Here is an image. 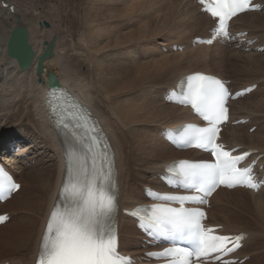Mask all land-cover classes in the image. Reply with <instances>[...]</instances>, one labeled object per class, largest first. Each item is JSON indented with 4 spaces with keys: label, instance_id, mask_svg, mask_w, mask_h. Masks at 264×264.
<instances>
[{
    "label": "bare ground",
    "instance_id": "obj_1",
    "mask_svg": "<svg viewBox=\"0 0 264 264\" xmlns=\"http://www.w3.org/2000/svg\"><path fill=\"white\" fill-rule=\"evenodd\" d=\"M49 1L51 0H36L35 4H28L26 0H0V151L4 146L11 150L15 146L20 147V141L30 140L31 145L14 156L27 154L29 157L31 155L28 153L34 150L32 157H40L33 167L19 162L11 155L2 158L21 188L10 200L0 204V214H17L12 223V217L8 214V223L0 226V264L33 263L45 220L55 202H59L65 177L66 153L73 149L83 150L77 140L66 145L61 133L63 136H70L73 132L66 134L51 120L46 101L49 72L55 75L62 89H66L68 94L95 116L111 152L115 153L119 250L136 261L140 260L145 252L159 248L146 246L139 240L134 222L123 216L121 210L133 209L147 202L144 196L145 188L163 189L158 177L163 173L165 165L179 160H207L205 155L196 151L175 150L162 140L160 134L164 130H175L182 123L192 120L187 109L165 101L167 92L175 88L180 78L198 72L230 80L231 83H240L230 84L234 91L254 85L258 78L264 77V61L263 65L254 59L248 60V64L244 62L246 67H255L253 75V72H249L251 77L261 76L249 79V83V80L243 83V79H239L243 75L242 68H233L232 73L219 75L198 67L213 63L224 65L223 60L229 56L233 61L240 62L238 56L232 55V51L230 55L226 54L227 48L236 46L244 49L256 36L260 38V42H255L251 47H263L264 36L248 32L246 37L235 38L232 44L215 41L211 46H187L181 42L187 39L190 41L194 37L203 39L209 36L207 32L214 26L210 18L200 12L199 7L191 0H145L147 3H144L150 4V8L164 11V15L168 17L167 24L177 28L173 36L177 43L168 42V48L174 44L183 45L182 52L170 51V54L155 58L159 50L154 47L148 50V45H158L155 39L157 36L154 37L157 31H147V25H143L140 30H107L108 26L101 24L102 20L109 22L118 14L125 13L128 18L122 20L120 25L128 26L136 13L134 10L137 7L139 10L143 8L136 3L144 0H87L97 6L92 7V12H87V19L83 17L86 27L94 30H82L78 35L63 28V0H55L54 5H50ZM128 1L132 4L128 5ZM262 4L264 6V3ZM150 12L149 14H152L153 10ZM261 14L262 12L246 13L237 17L232 21L230 31L233 34H243L248 29H264V16ZM143 15L145 14L141 16ZM250 18L253 19L246 22L248 24L244 23L245 19ZM142 21L144 20L140 21L141 24ZM43 22L48 24V28ZM244 25H247L248 29L244 28ZM19 26L26 29L28 43L33 52L31 64L25 71H21L17 62L6 54L8 37L13 28ZM194 32L202 34L190 37ZM163 35L164 33L161 36ZM50 42H53V55L43 61L42 73L37 77V59ZM160 45L165 46L162 43ZM191 50L199 52L189 53ZM105 52L120 55L113 60L110 55L104 54ZM140 53L148 55L149 60H136L135 57ZM102 54L104 57L100 56ZM214 56L218 57V60ZM251 56L262 55L254 53ZM246 57L248 59V56ZM246 67L244 68L248 70ZM262 91H254L230 104L231 123L242 119L251 124L232 126L230 123L221 132L222 141L228 148L240 147V152H256L253 159L259 158L256 165L259 178H264V99L254 104L255 108L251 110L254 116L244 112L242 106L257 94L263 96ZM250 106L253 105L250 103ZM252 126L257 128L252 134H248L246 130ZM242 138L247 140V146L243 144ZM34 143L46 145L36 146ZM36 147L48 149L50 158L43 160L41 149L42 154L36 155ZM209 202V225L222 227L221 234H246V239L235 258L239 261L244 259L242 264H264V188L256 193L239 188L231 191L218 189Z\"/></svg>",
    "mask_w": 264,
    "mask_h": 264
},
{
    "label": "snow or ice",
    "instance_id": "obj_2",
    "mask_svg": "<svg viewBox=\"0 0 264 264\" xmlns=\"http://www.w3.org/2000/svg\"><path fill=\"white\" fill-rule=\"evenodd\" d=\"M199 3L205 12L217 20L213 37L200 41L209 45L215 39H231L228 22L241 13L260 7L252 0H199ZM251 90L237 92L235 97ZM57 93L67 95V90L51 89L49 92V110L55 126L71 130L83 150L73 149L66 153L65 177L59 202L50 213L42 235L37 264H133L130 257L118 252L115 153L109 152L110 145L97 152L100 138L95 135L97 129L94 124L88 125L81 120L83 107L74 98L71 105H61L58 98L53 99ZM170 96L176 97L174 102L190 105L208 126L189 123L169 130L167 138L181 148L206 150L214 159L200 162L180 160L167 166L168 182L196 195L157 194L155 198L164 203L138 205L126 214L136 218L154 238H163L173 244L187 241L192 246L191 249L173 246L160 253H148L149 256L167 259L169 264H191L192 257L220 264H238L224 257L242 246L246 234H213L215 229L203 223L206 218L204 211L184 206L188 203H207L206 198L220 186L229 189L239 186L250 190L264 188V181L254 177L252 167H238L251 153L233 156L216 142L219 125L228 119L227 101L235 97L231 96L221 80L202 73L182 78ZM77 129L82 130L83 135ZM19 188L20 185L0 169V200ZM172 203L180 206L172 207ZM7 220V215H0V223Z\"/></svg>",
    "mask_w": 264,
    "mask_h": 264
},
{
    "label": "rangeland",
    "instance_id": "obj_3",
    "mask_svg": "<svg viewBox=\"0 0 264 264\" xmlns=\"http://www.w3.org/2000/svg\"><path fill=\"white\" fill-rule=\"evenodd\" d=\"M26 1H28V4H35V2H36V0L35 1H33V0H26ZM33 1V2H32ZM86 1L87 0H63V1H57V2H59V3H61V7H63V10H64V12H63V14L62 15H64L63 17H62V21H63V28H64V30H69L70 32L72 31L73 33H74V35H78L79 33H81V31L82 30H94L93 28H87L86 27V24L84 23V21H86L85 19H87V12L89 13V12H92L93 11V8H96L97 6H95L96 4L94 3L93 4V2H89V1H87V4H86ZM136 1V0H135ZM64 2V3H63ZM130 2H133V0L132 1H130ZM145 0L143 1V2H137L136 4H138L139 6H143V8L142 9H140V10H143V12L141 13L140 12V10H139V8L137 7L135 10H134V12L136 11V13L134 14V17L132 18V21L129 23V25L127 26H123V25H120V23H121V21L123 20H126L128 17L126 16V14L125 13H123L122 15H120V14H118V16L117 17H115L114 18V20H111V21H109V22H106V21H103L102 20V22H101V24H105L106 26H108V29L107 30H124V31H127V30H140V29H142V26L143 25H147V27H146V30L147 31H150V30H154V31H157L156 33H154V37L155 36H157V37H155V39H157V42L156 43H158V45H155V43H151V45H148V50H149V48L150 47H154V48H156V49H158L159 50V53L158 54H155V55H157V56H154L155 58L156 57H158L159 55H166V54H170V51H171V48L173 47V46H176V47H179L181 50H177V51H171L172 53H176V52H182L183 51V48H182V46L183 45H178V44H174V45H172L171 46V48L169 47L168 48V45H166V44H168V42L169 43H177L176 42V38H174L173 36H174V33L176 32L175 30H177V28H175V27H173L172 25H168L167 24V19H168V17L167 16H165L164 14H165V12L164 11H162V10H160V9H156V8H150L151 7V5L150 4H145V3H147L148 2V0H147V2H145ZM263 2H264V0H263ZM23 3V2H22ZM49 3H50V5H54V3H55V0H51V1H49ZM129 3V1L127 2V4ZM144 3V4H143ZM46 4H48V2H46ZM89 4V5H88ZM93 6H92V5ZM130 4H132V3H129L128 5H130ZM98 5V4H97ZM107 5V4H106ZM148 5V6H147ZM89 6V7H88ZM107 6H109V5H107ZM118 6V5H117ZM137 6V5H136ZM145 6V7H144ZM150 6V7H149ZM93 7V8H92ZM148 7H149V9H148ZM118 8V7H117ZM28 9H30V10H32L33 8H28ZM89 9V10H88ZM90 9H92L91 11H90ZM119 9L121 10V7H119ZM144 9H147V10H144ZM152 10H153V12H152ZM144 11H146V12H144ZM149 11H151L152 12V14H149ZM140 12V13H139ZM150 12V13H151ZM154 12H155V14H154ZM137 13H139V14H137ZM146 13H147V15H146ZM137 14V15H136ZM142 14H145V15H143V16H141ZM120 15V16H119ZM261 15H263L264 16V13H262ZM85 19H84V18ZM138 17H142V18H138ZM260 17H262V16H260ZM160 18H161V20H160ZM137 19H139V21L137 20ZM166 19V20H165ZM253 18H250V19H245V22L244 23H246V22H249V21H251ZM141 20H144V21H142V24H141ZM146 20H147V23H146ZM157 20V21H156ZM164 20V21H163ZM85 24V25H84ZM246 24H248V23H246ZM256 24H258V22L256 23ZM26 25V24H25ZM118 25V26H117ZM159 25V26H158ZM85 26V27H84ZM168 26H170V27H168ZM172 26V27H171ZM253 26V25H252ZM239 26H237V28H238ZM244 28H247L248 29V26L247 25H244L243 26ZM172 28H174V29H172ZM162 29V30H161ZM96 30V29H95ZM98 30V29H97ZM161 30V32H159ZM173 30V31H172ZM264 29L263 28H256V29H248L247 30V32H245V33H258V35H260V37H263L264 36ZM164 33V35L163 36H161L162 34ZM201 34L202 33H200V32H194V34L192 33L191 35H190V37L191 36H201ZM207 34H208V32H207ZM244 35H246V34H244ZM165 36V37H164ZM195 38V37H194ZM193 38V39H194ZM192 39V40H193ZM76 40V39H75ZM165 40V41H164ZM192 40H190L189 41V39H187L186 41H184V42H181V43H186L187 44V46L190 44V45H192ZM159 41H160V43H162V44H164L165 46H163V45H160V43H159ZM255 42H256V44L257 43H259L260 42V38H258V36H256V38H254V40L252 41V43H248V47H246V48H244V49H242V48H238V47H234V46H230V47H228L227 48V55L229 54L230 55V53H231V51L233 52L232 53V55L233 56H235V57H237L238 56V58H239V61L240 62H237V61H233L232 59H231V57L229 56V58H225L223 61V63H224V65H221V63L220 64H215V63H213V64H207V65H203V66H201V67H198V69H203V70H207V71H209V72H211V73H214V74H224V73H227L228 74V72H231L232 73V69L233 68H237V69H241V70H243V75H241V77L239 78V79H243V83L246 81V80H251V79H253V77L254 78H258V77H261V76H257V77H255V75L254 76H252L251 77V75H253L254 74V72L256 71L255 70V67L253 68H251V67H246L247 65H245V64H248V60H250V61H252L253 59L254 60H257V62L258 63H262L263 61H264V43H263V47H261V48H259V46H255V47H251L253 44H255ZM156 49L154 50V51H156ZM259 49H262V50H259ZM212 50H214V48L212 49ZM116 52V51H115ZM122 52V51H121ZM191 52H199V51H196V50H191L189 53H191ZM110 53H112V52H110ZM208 53H209V51H208ZM254 53H260L262 56H259V57H255V56H251L252 54H254ZM104 54H108V55H110L111 56V58L113 59V60H116V56L117 55H120V54H109L108 52H105ZM188 54V53H187ZM199 55V54H198ZM211 55V54H210ZM240 55H242V56H244L243 58H242V56L240 57ZM101 57H104L103 56V54L102 55H100ZM200 57H201V59H202V56L201 55H199ZM217 56H218V54H217ZM246 56H248V59H247V57ZM149 56L148 55H143V54H138L136 57H135V59L136 60H138V61H148L149 60V58H148ZM227 57V56H226ZM253 57V58H252ZM214 58L215 59H217L218 60V57H216V56H214ZM240 58H241V60H240ZM252 58V59H251ZM257 58V59H256ZM118 62H121L120 60H117ZM244 62H246L245 64H244ZM264 63V62H263ZM263 63H262V65H263ZM185 66H187V64H184ZM231 65H233V66H231ZM235 66V67H234ZM244 67H246L248 70H246ZM190 69V68H189ZM192 69H195V68H192ZM244 69H245V71L246 72H244ZM251 69V70H250ZM255 70V71H254ZM248 72V73H247ZM249 72L250 73H252L251 75L249 74ZM247 74V75H246ZM233 75V74H232ZM236 75L234 74V77H235ZM249 77V78H248ZM233 79V78H232ZM250 80L247 82V83H249L250 82ZM226 81H228L230 84H233V83H235L236 85H239L240 83H237L236 81H234V79H233V81L234 82H230V80H226ZM255 81V80H254ZM234 85V84H233ZM235 85V86H236ZM246 85V84H245ZM245 85H243V86H245ZM248 85V84H247ZM254 85H256V89H255V91H259V93H260V90H263L264 91V77L263 78H258L256 81H255V83H254ZM232 86V85H231ZM237 87V86H236ZM263 91H262V93H263ZM261 99H264V95L262 96V94H257L256 96H254L253 98H251L250 100H247V101H245L244 102V104H243V106L242 107H244L243 108V110H244V112H246L247 114H250L251 116H254V115H252V111L251 110H253L254 108H255V105H256V103H257V101L258 100H261ZM256 101V102H255ZM250 103L253 105V106H250ZM255 104V105H254ZM249 105V106H248ZM248 106V107H247ZM246 107H247V110H246ZM253 108V109H252ZM249 110V111H248ZM240 113V112H239ZM256 115V114H255ZM246 116H248V115H246ZM261 121H263V119L261 120ZM246 124H251V123H246ZM243 125V124H242ZM245 125V124H244ZM233 126V125H232ZM257 128V126H252L250 129H248V130H246V132L248 133V134H252L254 131H255V129ZM11 131H13V130H11ZM244 132H245V130H243ZM10 132V131H9ZM243 132V133H244ZM240 136H242V135H240ZM243 139V138H242ZM242 139H240V140H242ZM227 140H229L228 138H227ZM242 142H243V144L244 145H246L248 142H247V140H245V139H243L242 140ZM247 142V143H246ZM34 144H36V146L38 145V146H43V145H46V144H44V143H34ZM20 147H13L11 150H9L7 147H2V149H1V151H0V153H1V157H4V156H9V155H11V156H14V155H16V154H18V153H20L22 150H26L27 148H28V146H30L31 144H30V140H25V141H20ZM247 146V145H246ZM36 149H37V154L36 155H40V154H42L43 155V160H48L49 158H50V153L48 152V149H46L45 147H43V148H40L41 150H42V153L40 152L41 150L40 149H38L37 147H36ZM34 151V150H33ZM33 151H30L28 154L29 155H31V156H29L28 157V155L27 154H22V155H20V156H14V158L15 159H17L19 162H23L24 164H27V165H29V166H35L36 164H37V161H39V158L40 157H36L35 155L32 157V155L33 154H31ZM28 158H30V160L28 161L27 159ZM53 162V161H52ZM18 163V162H17ZM23 164H21V166H22ZM37 167V166H36ZM20 173V172H19ZM14 175V174H13ZM20 175V174H19ZM1 214H3V213H1ZM8 214H10L11 215V217H12V221H11V223L13 222V221H15L16 220V218H17V214L16 213H13V212H9ZM10 217V216H9ZM8 223V222H7ZM10 224V223H9ZM8 228V227H7ZM137 236V238L140 240V236L139 235H136Z\"/></svg>",
    "mask_w": 264,
    "mask_h": 264
},
{
    "label": "water",
    "instance_id": "obj_4",
    "mask_svg": "<svg viewBox=\"0 0 264 264\" xmlns=\"http://www.w3.org/2000/svg\"><path fill=\"white\" fill-rule=\"evenodd\" d=\"M12 12V7L9 8ZM18 24V21L16 20ZM43 25L48 28V24L43 22ZM45 51L39 56L36 62L35 74L40 77L43 70V61L47 58H51L53 55V42L47 44ZM6 54L8 57L14 59L21 71H25L29 68L33 59V52L31 46L28 43V35L26 29L23 26L15 27L11 31L8 40L6 42ZM47 88L59 89L60 85L57 78L51 72L47 74Z\"/></svg>",
    "mask_w": 264,
    "mask_h": 264
}]
</instances>
